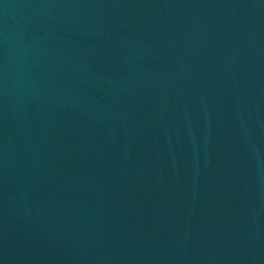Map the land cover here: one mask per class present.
Instances as JSON below:
<instances>
[{
	"label": "water",
	"instance_id": "water-1",
	"mask_svg": "<svg viewBox=\"0 0 264 264\" xmlns=\"http://www.w3.org/2000/svg\"><path fill=\"white\" fill-rule=\"evenodd\" d=\"M0 264H264V0H0Z\"/></svg>",
	"mask_w": 264,
	"mask_h": 264
}]
</instances>
